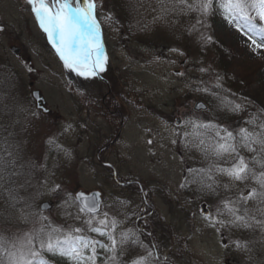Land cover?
I'll return each mask as SVG.
<instances>
[{"label": "rangeland", "instance_id": "374dc122", "mask_svg": "<svg viewBox=\"0 0 264 264\" xmlns=\"http://www.w3.org/2000/svg\"><path fill=\"white\" fill-rule=\"evenodd\" d=\"M109 13L113 17L112 12ZM204 23L209 25V20ZM0 26L4 29L0 31V70L5 63L14 69L12 71L18 77V99L13 102L17 110L13 119H18L20 124L10 130L14 122L4 125L1 121L0 129L6 127L7 134L14 132V137L11 135L13 140L18 137L21 139L22 136V154L29 159L23 161V173L25 180H30L22 194L24 198H30V201L31 197H36L37 201L31 202L36 208L35 212H39L41 201L48 200L54 203L53 209L39 213L49 217L56 225H63L65 228L70 225L80 227L81 221L75 219L77 209L63 206L65 194L72 193L77 188L101 189L106 195V205H113L116 201H129L125 211L141 206L139 194L116 184L107 173L108 170L96 160V141L101 138L106 140V135L114 131L108 126L109 114L103 106V97L108 91L109 83L114 93H122L121 104L119 102L117 105L123 110L126 126L123 139L119 137V145L111 149L113 157L107 158L106 155L109 154H105L104 150L102 159L103 162L116 163V170L122 171L126 176L134 174L135 178L141 179L157 193L152 203L158 213L151 217V224L159 245L160 259L162 258L160 264H256L255 252L252 255V251L234 246L235 241H243L238 236L239 230H217L199 211V203L204 200L209 202L210 209L215 214L219 201L236 195L238 190H244L245 184L237 182L228 192L220 188L217 190L218 195L206 192L207 190L198 186L199 194H192L194 189L186 181V177L195 178L194 174L188 173V166L193 169L207 168L212 163L211 159H203V153L198 148L185 147V141L190 139L184 137L183 133L194 131L186 121L215 119L234 128L244 124L226 118L221 120L216 117L217 120L209 113L196 114L192 107H187V102L178 101L177 98L190 92L194 99L204 97L208 101L207 98L211 97L216 112L227 116L233 114L219 108V101L211 94L219 92L223 96L229 90L223 88L221 79L219 83L223 91L216 87L219 73L215 57L200 40L202 32L205 36L213 37L215 34L236 53L237 57L229 67L231 75L250 76V83L242 84L236 93L231 92L235 95L229 96V99L244 103L243 98L247 97L254 101V105L246 107L245 110L248 111L264 107V47L255 48L242 31H238L219 14L214 25V34L210 26L200 28L197 25L199 31H196L195 41L192 40L190 45L166 46L157 42V38L133 41L127 37L122 38V34L119 37L118 31L111 28L106 32L104 43L108 65L102 76L108 81L106 83L96 77H77L64 67L59 54L50 50L49 46L52 44L40 28L27 0H0ZM254 39L257 43L262 42L259 36ZM195 42L202 46L196 47ZM12 43L21 44L22 58L18 59L10 52L9 45ZM201 48L204 57L200 56ZM173 49H178L179 52ZM180 52L184 54L181 55ZM31 81L43 92L54 114H31L25 118L23 128L22 112L26 100H23L22 105L21 98L30 94L28 85ZM8 88L9 79H3L1 92L6 90L7 97ZM203 88L210 91L198 90ZM227 88L232 90L234 87L227 85ZM19 91L23 97L19 95ZM124 94H127L126 99ZM1 96L2 99L5 98L3 94ZM84 104H88L86 109ZM178 115H182L185 120L182 130L174 127L175 117ZM126 135L130 138L127 139ZM50 139L54 141L53 144L49 143ZM55 145L62 147L63 151L58 150ZM179 151L182 156L178 154ZM248 153L246 156L249 158L254 155ZM116 154L125 156L126 162L122 168ZM201 161L205 164H201ZM30 164L35 167L30 168ZM185 171L187 176H184ZM217 180L220 184L231 183L224 176H218ZM185 183L186 187L182 188L181 184ZM56 184L61 186L58 194L49 191ZM248 186L255 184L249 181ZM2 207L1 199L0 209ZM121 207L117 203L113 207H104L102 211L117 215ZM65 213L72 215L66 216ZM30 226L21 222L12 230H26ZM5 227L7 226L0 221V230ZM123 227L131 228L126 225ZM88 235L104 239L96 233ZM165 257L167 261L164 260ZM249 257L252 258L251 262Z\"/></svg>", "mask_w": 264, "mask_h": 264}, {"label": "snow or ice", "instance_id": "6c2138e0", "mask_svg": "<svg viewBox=\"0 0 264 264\" xmlns=\"http://www.w3.org/2000/svg\"><path fill=\"white\" fill-rule=\"evenodd\" d=\"M27 3L65 68L85 79L99 77L106 71L108 58L102 41L101 21L96 15L97 0H27ZM157 3L158 14L154 21L163 20L178 9L196 13V24L188 29L191 34L199 31L197 25L209 27L204 21L219 14L242 31L255 48L264 47V0H157ZM104 19L112 21L113 17L109 13ZM3 30L0 26V31ZM256 36L261 37V43L254 39ZM200 40L204 44L214 42L211 35L205 36L202 32ZM173 51L179 52L178 49ZM216 79V87L223 91L219 74ZM198 90L210 91L208 88ZM211 94L219 101V108L237 115L243 113L248 105L255 104L247 97L243 98L244 103L229 99L235 95L230 91L223 96L219 92ZM196 107L203 109L206 106L197 104ZM186 123L194 131L191 134L184 132L183 136L191 135L195 140H186L185 147L194 146L203 153L205 160H212L207 168L188 169V173L195 176L192 182L214 195H218L220 188L228 192L237 182L245 184L244 190L221 199L215 214L208 212L205 219L217 230L259 229L264 241V107H257L256 112L250 113L249 118L243 121L253 126L251 130L248 127L234 128L215 119L189 120ZM172 142L176 143L175 140ZM49 143L54 141L50 139ZM55 146L63 151L59 145ZM242 150L254 155L246 157ZM18 159L11 153L7 157L0 156V199L3 200L0 221L7 226L0 230V264H160L159 245L143 239L145 235L150 237L151 233L140 228L123 227L125 221L134 215L124 210L129 201L104 205L100 192L66 193L63 206L77 209L75 219L81 221L80 227L70 225L65 228L54 224L42 213L32 211L33 205L20 195L30 180L17 184V177L23 174L15 171ZM29 167L35 166L30 164ZM218 176L227 177L231 183L220 184ZM249 181H253L255 186H248ZM181 187H186V183ZM49 191L58 194L61 186L56 184ZM117 203L122 206L117 215L102 211V206L113 207ZM65 215L71 216L72 213ZM21 222L31 226L26 230L17 228L13 231ZM88 233H96L104 239ZM251 243L254 242L235 241L234 246L251 251Z\"/></svg>", "mask_w": 264, "mask_h": 264}, {"label": "trees", "instance_id": "16d2710c", "mask_svg": "<svg viewBox=\"0 0 264 264\" xmlns=\"http://www.w3.org/2000/svg\"><path fill=\"white\" fill-rule=\"evenodd\" d=\"M189 2H191V0H189ZM101 9L103 12L104 24H114L119 26V33L126 35L133 39V41H149L157 38V42H162L166 46H182L187 44L190 45L192 40L195 41L197 36L196 31L191 34L188 32L189 27L195 24L198 16L196 13L181 12L178 9L174 13H169L163 20L154 21V16L158 14L157 0H101ZM153 9H157V11H153ZM108 11H112L114 14L112 21H106L104 19V17L107 16L106 13ZM208 20L211 31L214 34V25L218 20V14ZM214 35L212 37L214 41L213 43H203V45H206L214 54L215 64L219 76L221 77L223 88L227 89V85H229V87H234L233 89H238L242 84H249V75L242 74V76H233L230 74L229 67L233 64L237 55L236 53L234 54L233 49L224 43L221 38ZM201 46V44H196V47ZM200 56H205L202 48ZM0 86V112H2V78H0ZM207 99L214 110L212 98L208 97ZM3 147L4 145L0 139V156L7 157L9 153L4 152ZM11 154L13 157H16L15 154ZM239 232L246 241L254 242L250 244L251 248L260 254L262 252L261 258L264 261V243H262V235H259L258 230H240Z\"/></svg>", "mask_w": 264, "mask_h": 264}, {"label": "flooded vegetation", "instance_id": "af4514ba", "mask_svg": "<svg viewBox=\"0 0 264 264\" xmlns=\"http://www.w3.org/2000/svg\"><path fill=\"white\" fill-rule=\"evenodd\" d=\"M111 93H113V94H111ZM119 96H120L119 94H116L113 91H111L110 93L105 94L103 97V106L107 110L106 113L109 114V117L107 119L110 122V124L108 126H111L114 131L110 132L109 134L106 135V137H107L106 140L101 138L100 141L99 140L96 141V146H98V149H96V160H97V163L101 162V164L104 166V168L106 170L108 169L110 171V173L109 172L108 173L110 174V176L113 178V180L116 183L118 182L119 184L124 185L126 188L133 189V187L130 185L129 181H121L120 182L119 177H120V175H122V171H117L115 165L111 162H103L102 155H101L103 153V151L105 150L106 151L105 154H109V155H106L107 158H109V159L112 158L113 157L112 156L113 151L111 149L113 147L116 148L119 145V137H122V139L124 137L123 132H124V129L126 126L125 125L126 123L124 124V121L126 120V118L123 115V110H121L119 108V106L117 105L119 103V99H120ZM87 107H88V104L87 105L84 104V109H86ZM184 126L180 127L179 129L182 130ZM126 137H127V139H129V137L127 135H126ZM180 155L182 156V152L180 153ZM116 158H117V161L119 160L120 168H122L123 163L126 162L125 156L123 154H118ZM189 167L190 166H188V168ZM184 176H186L185 173H184ZM139 193L142 195L144 203L146 205H149V200L152 199V194L151 193L150 194L144 193V191L142 190L141 187L139 188ZM139 209H142V208H139ZM148 216H150L149 213H142L140 216L137 217V219H139V221L136 225L137 226L145 225L144 222ZM148 226H149V224H148Z\"/></svg>", "mask_w": 264, "mask_h": 264}, {"label": "water", "instance_id": "95a60500", "mask_svg": "<svg viewBox=\"0 0 264 264\" xmlns=\"http://www.w3.org/2000/svg\"><path fill=\"white\" fill-rule=\"evenodd\" d=\"M10 49H11V50H12L17 56H20V55H21V50H20V47H19L18 45H11V46H10ZM33 96H34V98H35V100H36V104H37L36 107H37L38 109H41L43 112L48 113V112H49V109H47V108L44 107L45 104H46V102H45L44 98L40 95V92H39L38 90L34 91V92H33ZM197 104H204L206 107L203 108V109H200V108H197V107H196ZM196 105H195V110L198 111V112H201V111H204V110H207V109H208V105H207L204 101H198V102L196 103ZM180 122H181V120H180V118H178V119L176 120V123L179 124ZM79 191H83V190H78L77 192H79ZM83 192H84V191H83ZM93 192H99V191H93ZM85 193H92V192H85ZM100 193H101V192H100ZM101 199H102V197H101ZM50 207H51L50 204L47 203V202H45V203L42 204L41 209H42V210H48V209H50ZM202 209H203V213H204V214L208 213V210H207V208H206V204H203V205H202Z\"/></svg>", "mask_w": 264, "mask_h": 264}]
</instances>
